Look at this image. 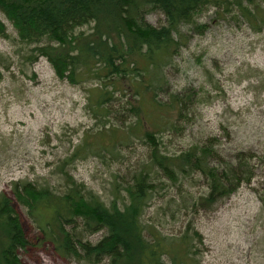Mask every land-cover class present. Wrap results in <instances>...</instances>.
I'll return each mask as SVG.
<instances>
[{
  "label": "rangeland",
  "instance_id": "1",
  "mask_svg": "<svg viewBox=\"0 0 264 264\" xmlns=\"http://www.w3.org/2000/svg\"><path fill=\"white\" fill-rule=\"evenodd\" d=\"M0 19L6 27V37L0 36V191L10 193V182L21 178L50 179L58 186L50 172L60 159L79 151L67 167L70 174L106 204L123 200L124 187L151 149L144 129L124 130L134 120L129 110H120L127 96L112 104L116 112L110 118L95 116L88 96L96 83L72 85L58 78L44 57L30 63L11 22L4 15ZM146 19L156 26L164 23L157 12ZM181 33L186 41L164 70L159 99L175 94L183 107L180 114L158 112L159 150L177 154L209 143L219 160L231 162L250 153L255 176L213 206L202 207L197 201L208 191L205 177L195 173L172 182L159 173L141 218L145 235L198 232L191 246L196 264H264V26L251 27L237 12L207 7ZM167 118L173 127L165 124ZM13 204L28 241L19 251L23 264H76L42 241L25 208Z\"/></svg>",
  "mask_w": 264,
  "mask_h": 264
},
{
  "label": "trees",
  "instance_id": "2",
  "mask_svg": "<svg viewBox=\"0 0 264 264\" xmlns=\"http://www.w3.org/2000/svg\"><path fill=\"white\" fill-rule=\"evenodd\" d=\"M207 7L237 12L251 27L264 26V0H0V15L26 46L27 61L46 58L57 77L72 85L95 82L88 96L95 116L110 118L116 112L112 104L127 96L120 110H129L134 120L124 130L144 129L151 146L147 162L133 173L121 201L106 204L70 174L67 167L79 151L60 159L50 172L58 186L50 179L11 181L10 193L0 191V264H23L19 251L28 244L14 201L25 208L42 241L76 264H196L191 246L198 232L169 238L149 231L146 237L141 218L159 173L172 182L195 173L205 177L208 191L197 201L202 207L213 206L255 176L250 153L232 162L219 160L212 144L204 143L166 154L155 138L159 119L166 113L180 114L183 107L175 94L159 99L164 70L186 41L181 28L192 25ZM155 12L163 15V24L147 21ZM85 25L89 32L76 31ZM5 31L0 19V36L6 37ZM166 121L167 126L175 124ZM98 232L102 235L97 241L89 240Z\"/></svg>",
  "mask_w": 264,
  "mask_h": 264
}]
</instances>
